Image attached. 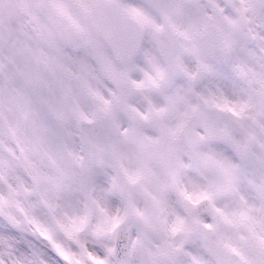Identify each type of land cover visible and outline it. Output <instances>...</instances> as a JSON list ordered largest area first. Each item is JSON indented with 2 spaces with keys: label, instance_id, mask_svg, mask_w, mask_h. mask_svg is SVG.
<instances>
[{
  "label": "snow or ice",
  "instance_id": "1",
  "mask_svg": "<svg viewBox=\"0 0 264 264\" xmlns=\"http://www.w3.org/2000/svg\"><path fill=\"white\" fill-rule=\"evenodd\" d=\"M0 264H264V0H0Z\"/></svg>",
  "mask_w": 264,
  "mask_h": 264
}]
</instances>
